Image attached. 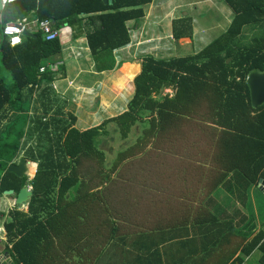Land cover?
<instances>
[{
    "label": "trees",
    "instance_id": "1",
    "mask_svg": "<svg viewBox=\"0 0 264 264\" xmlns=\"http://www.w3.org/2000/svg\"><path fill=\"white\" fill-rule=\"evenodd\" d=\"M152 1L15 0L0 10V120L7 117L6 111L10 113L0 129V192L18 190L27 180L6 171L21 151L22 140L33 141L24 156L37 164L29 181L32 197L28 211H9L4 222L14 263L98 262L99 251L92 249L99 246L97 241L78 243L71 255L67 250L72 242H79L82 229L92 226L98 230L101 221L96 208L101 193L116 184V177L100 169L105 154L96 146L109 122L116 124L122 139L133 126L140 125L139 135L130 146L117 151L109 171L151 164L153 170L218 172L219 176L210 177L204 186L209 188L225 180L229 171L241 172L251 185L264 177V104L252 107L246 85L251 70H264V0H223L233 12L228 27L196 53L168 59L143 55L127 110L83 131L73 126L71 112L53 107L56 71L49 63L61 52L59 38L46 41L36 31L35 38L23 35L19 45L10 46L2 35L3 23L28 15L38 21L50 19L57 29L85 24L95 69L111 70L113 51L129 42L127 22L141 19L144 7ZM172 24L174 40L191 37L192 26L186 16ZM247 26H256L261 32L243 42ZM134 72L130 68L124 79ZM164 157L181 159L170 165ZM82 204L90 208L83 210L84 222H77L74 219ZM158 244L146 246V253L157 252ZM254 252L257 264H264L263 230L240 247V256L231 264H241L244 256Z\"/></svg>",
    "mask_w": 264,
    "mask_h": 264
},
{
    "label": "crops",
    "instance_id": "2",
    "mask_svg": "<svg viewBox=\"0 0 264 264\" xmlns=\"http://www.w3.org/2000/svg\"><path fill=\"white\" fill-rule=\"evenodd\" d=\"M218 1L226 5L223 0ZM177 7H182V4L179 2ZM148 8L145 11L144 7L143 17H154L151 12L153 7L149 5ZM168 12L171 16L172 11ZM231 13L233 15L232 10ZM28 16L25 18L28 19ZM143 17L127 22L129 42L113 51L114 67L104 71L95 69L87 45L85 24L60 28L61 52L49 63L56 71L52 90L64 100L65 111L75 116L73 126L79 131L98 126L127 110L134 92L133 79L140 72L143 55L170 57L161 56L164 55L163 49H155L152 44L154 32L140 24ZM130 68H134L135 72L122 90L120 88L125 81L123 73ZM139 130L140 127L133 126L128 136L122 139L114 122L103 127L99 136L101 141L115 132L122 144L111 153L112 157H104L100 168L112 178L116 177V184L101 193L102 198L96 208L101 221L98 230L92 226L82 229L78 234L79 242L68 246V255L73 254L78 243L89 240L99 244L92 248L99 251L98 262L94 259L90 264H231L235 257L240 256V247L253 234L264 231V192L259 181L256 185L248 184L241 172L234 170L227 172L225 180L214 188H209L204 186L209 184L210 177L219 176L218 172L171 168L153 170L150 169L151 164L147 168L137 165L129 170L109 171L117 151L130 146L139 135ZM100 149L107 154L104 148ZM19 158L15 157L12 161L17 162ZM176 158L181 159L164 157L170 165ZM25 159L29 162L24 175L27 177L25 184L31 190L29 181L37 164ZM149 160L153 158L149 157ZM31 165L34 166L32 175ZM92 192L93 189L88 194ZM28 205L29 202L16 206L11 195L0 196V225L3 228L0 232V264H16L8 251L11 244L7 241L4 228L8 213L15 209L27 212ZM79 208L74 220L84 222L86 215L83 210L90 208L89 204H82ZM57 225L55 223L54 226ZM154 243H159L157 252L151 250L146 253V246ZM149 253L153 255L146 257ZM253 255L244 256L241 264H251L255 258Z\"/></svg>",
    "mask_w": 264,
    "mask_h": 264
},
{
    "label": "rangeland",
    "instance_id": "3",
    "mask_svg": "<svg viewBox=\"0 0 264 264\" xmlns=\"http://www.w3.org/2000/svg\"><path fill=\"white\" fill-rule=\"evenodd\" d=\"M171 2L172 6L170 5ZM179 2L182 4V7H177ZM149 5L153 7L151 8V12L154 13V17L151 15L143 17L142 23L140 24H144L148 27L149 31L152 33L154 32V38L152 40L153 46L157 51L163 49L164 55L161 56H170L169 58L191 55L200 51L209 42L226 30L232 18V13L228 6H226L223 2L220 3L218 0H153L152 3L145 6V11H147ZM175 6L177 8L173 9ZM169 10L172 11L171 16L169 15ZM183 16H186L192 26L191 37H183L178 40H174L172 37V23L174 20L180 19ZM31 19L32 15H29L28 20ZM260 32L261 30L256 26H247L244 31L242 41L248 42L253 36L259 35ZM188 46L189 48H187ZM181 48L182 50H180ZM127 75V72L123 73V76ZM125 82L127 84V81ZM166 92H170V90L167 89ZM56 97L57 99L53 106L55 111L59 107H62L61 110L66 112L64 108V100L58 96ZM30 113V115H32V112ZM38 113H41L40 109ZM6 116V118L0 120V129L7 123V118L10 117V113H7V111ZM137 127H140V125L137 124ZM31 143H33L32 140H22L20 153L22 154V157H25V151ZM120 143V138L115 132L107 135L103 141H101L99 137L96 139V146L98 148H104L105 151H107V154L105 155L106 157H112L111 153L113 154V151L122 145ZM33 169L34 166L31 165V175L33 173L31 170ZM257 255V252H254L253 257L255 258L251 261V264H257V261L255 260L257 259Z\"/></svg>",
    "mask_w": 264,
    "mask_h": 264
},
{
    "label": "water",
    "instance_id": "4",
    "mask_svg": "<svg viewBox=\"0 0 264 264\" xmlns=\"http://www.w3.org/2000/svg\"><path fill=\"white\" fill-rule=\"evenodd\" d=\"M106 2V0H104ZM2 8L0 1V10ZM25 36L35 38L36 35L27 30L23 32ZM246 85L249 90L250 103L253 108H257L264 104V70L253 69L246 77ZM29 162L25 158L20 157L17 162L12 161L8 164L6 170L13 173L17 177L22 178L28 170ZM259 186L264 192V177L259 179ZM3 195H11L14 197V205L24 206L32 197V190L24 184L18 190H8L2 193Z\"/></svg>",
    "mask_w": 264,
    "mask_h": 264
},
{
    "label": "built area",
    "instance_id": "5",
    "mask_svg": "<svg viewBox=\"0 0 264 264\" xmlns=\"http://www.w3.org/2000/svg\"><path fill=\"white\" fill-rule=\"evenodd\" d=\"M3 7L15 0H0ZM27 30L29 32L40 31L42 37L46 41H51L60 36V29L54 28L50 19L43 20H28L27 18L18 19L14 22L9 21L3 23L2 35L6 38L10 46L19 45L22 42L23 32ZM15 41V42H14ZM43 67L40 68V72L43 71ZM3 231L0 225V232Z\"/></svg>",
    "mask_w": 264,
    "mask_h": 264
},
{
    "label": "bare ground",
    "instance_id": "6",
    "mask_svg": "<svg viewBox=\"0 0 264 264\" xmlns=\"http://www.w3.org/2000/svg\"><path fill=\"white\" fill-rule=\"evenodd\" d=\"M124 73H125V71H124ZM129 79H131V77L129 76V77H127L126 79H125V81H128ZM122 82V90H124V88L127 86V84H126V82ZM31 172H33V170H31Z\"/></svg>",
    "mask_w": 264,
    "mask_h": 264
},
{
    "label": "flooded vegetation",
    "instance_id": "7",
    "mask_svg": "<svg viewBox=\"0 0 264 264\" xmlns=\"http://www.w3.org/2000/svg\"><path fill=\"white\" fill-rule=\"evenodd\" d=\"M16 157H22V154H18ZM7 171V170H6ZM3 173H4V171H3ZM8 190H11V189H8ZM8 190H4V191H8ZM14 190V189H13ZM4 191H2V192H0V196H2V193L4 192Z\"/></svg>",
    "mask_w": 264,
    "mask_h": 264
},
{
    "label": "clouds",
    "instance_id": "8",
    "mask_svg": "<svg viewBox=\"0 0 264 264\" xmlns=\"http://www.w3.org/2000/svg\"><path fill=\"white\" fill-rule=\"evenodd\" d=\"M15 42V41H14Z\"/></svg>",
    "mask_w": 264,
    "mask_h": 264
}]
</instances>
